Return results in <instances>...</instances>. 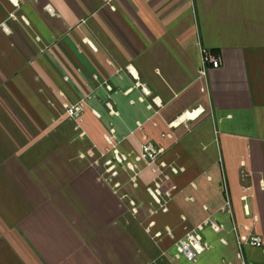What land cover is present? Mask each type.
Here are the masks:
<instances>
[{"label": "crops", "instance_id": "1", "mask_svg": "<svg viewBox=\"0 0 264 264\" xmlns=\"http://www.w3.org/2000/svg\"><path fill=\"white\" fill-rule=\"evenodd\" d=\"M110 129L165 153L112 176ZM245 226L264 242V0H0V264H264Z\"/></svg>", "mask_w": 264, "mask_h": 264}, {"label": "built area", "instance_id": "2", "mask_svg": "<svg viewBox=\"0 0 264 264\" xmlns=\"http://www.w3.org/2000/svg\"><path fill=\"white\" fill-rule=\"evenodd\" d=\"M222 58L218 55H215L211 51H202V59H201V66L199 70V76L202 79H205L207 77L208 71L210 69H219L222 66ZM109 90H111L110 87H108ZM107 108L111 113H114L113 106L111 102L106 103ZM84 108V102H80L79 104L76 105H66L65 110L67 116L73 120L77 125L80 118L81 114L83 112ZM201 114V111H192V112H187L185 113L182 117L178 118V120L172 124V125H177L183 122H187L189 120H195L199 117ZM97 117L99 115L95 114ZM105 140L108 145H110L112 148V153L113 156L110 160L106 162V166L109 167L108 171L112 172V176H116L118 173L116 171L117 167H122L126 168L127 170H130L135 173V176L137 175L138 172V167L137 164L140 162L146 163L150 167H156L160 158L163 156L165 153V149L163 147H159L153 142L146 141L141 145L140 148V153L135 156L134 161H130V156L121 154L119 150L116 148V142L117 138L115 135V131L113 129H110L108 134L105 136ZM134 180V179H133ZM118 186V185H117ZM148 194L150 195L153 203L158 206V209H156L155 213L157 211H161L163 213H166L168 211L167 209V204L168 199L170 197V194L168 192L163 191L162 189V184H157L153 188L148 189ZM227 194V193H226ZM165 198V199H164ZM244 201H247V198H243ZM132 205H134L132 203ZM230 202L229 198L226 195V204H225V210L229 209ZM245 214L247 216L251 215L250 209L248 204H245L244 206ZM133 212L136 213V209H133ZM209 224L212 226V229L215 232H220L223 230L221 226H218L214 224V222H209ZM203 227H199L198 231L194 230L190 235L194 237L196 242H201V236L199 235V231H202ZM233 231L237 237V242L240 247H253V248H263L264 247V242L261 237L257 236L254 234L251 230V228L245 226V227H234ZM187 246V242L180 241L178 244H176V250L178 253V256L184 253L185 249Z\"/></svg>", "mask_w": 264, "mask_h": 264}, {"label": "rangeland", "instance_id": "3", "mask_svg": "<svg viewBox=\"0 0 264 264\" xmlns=\"http://www.w3.org/2000/svg\"><path fill=\"white\" fill-rule=\"evenodd\" d=\"M118 168H121V169H123V170H126V171H129V172H130V170H127L126 168L117 167V168H116L117 173H118ZM108 169H109V167L107 166V170H108ZM131 172H132V171H131ZM133 173H134V172H133ZM111 174H112V172H110V175H111ZM164 199H165V198H164ZM132 203H133L134 205H132ZM130 204H131V208H132V210H133L134 208L136 209V208L138 207L137 204H136L135 202H132V201H131ZM153 204H154V203H153ZM154 205H155V204H154ZM155 207H156L155 209H158V206L155 205Z\"/></svg>", "mask_w": 264, "mask_h": 264}]
</instances>
